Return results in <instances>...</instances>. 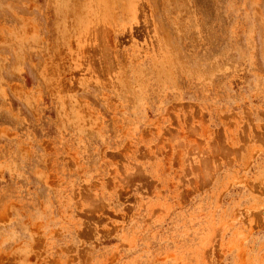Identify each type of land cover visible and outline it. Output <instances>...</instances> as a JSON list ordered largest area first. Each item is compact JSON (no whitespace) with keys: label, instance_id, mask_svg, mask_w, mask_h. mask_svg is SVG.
<instances>
[{"label":"rangeland","instance_id":"rangeland-1","mask_svg":"<svg viewBox=\"0 0 264 264\" xmlns=\"http://www.w3.org/2000/svg\"><path fill=\"white\" fill-rule=\"evenodd\" d=\"M0 264H264V0H0Z\"/></svg>","mask_w":264,"mask_h":264}]
</instances>
